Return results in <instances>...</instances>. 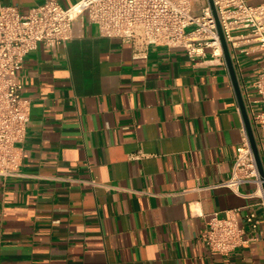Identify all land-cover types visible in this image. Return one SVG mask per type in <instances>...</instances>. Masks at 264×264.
Wrapping results in <instances>:
<instances>
[{
	"label": "crops",
	"instance_id": "1",
	"mask_svg": "<svg viewBox=\"0 0 264 264\" xmlns=\"http://www.w3.org/2000/svg\"><path fill=\"white\" fill-rule=\"evenodd\" d=\"M46 1L0 4L27 14ZM247 33L229 50L248 113L264 51ZM134 55L81 17L65 45L26 57L18 80L31 121L22 175L0 178V264H264V191L219 186L245 125L226 59L163 46ZM254 136L264 171V132ZM216 213L261 224L247 227V245L216 254L203 241Z\"/></svg>",
	"mask_w": 264,
	"mask_h": 264
},
{
	"label": "built area",
	"instance_id": "2",
	"mask_svg": "<svg viewBox=\"0 0 264 264\" xmlns=\"http://www.w3.org/2000/svg\"><path fill=\"white\" fill-rule=\"evenodd\" d=\"M218 21L229 44L236 45L235 32L246 30L264 51V2L213 0ZM85 17L103 37L120 39L135 48V58H146L151 46L184 49L192 61L225 56L217 21L209 0H80L64 7L57 0L23 14L18 6L0 4V178L22 175L23 151L31 121V103L23 95L18 73L25 59L43 44L58 49L73 38L74 24ZM256 99L248 98V115L254 133L264 132V70L253 83ZM256 106H259L257 109ZM145 154L136 153L139 160ZM255 183L264 191L246 125L231 177L219 186L240 194V187ZM264 199V198H263ZM264 207V201H263ZM246 226L233 218L212 215L203 241L216 254L229 255L247 245L252 237L247 227L257 230L256 213L245 216Z\"/></svg>",
	"mask_w": 264,
	"mask_h": 264
},
{
	"label": "water",
	"instance_id": "3",
	"mask_svg": "<svg viewBox=\"0 0 264 264\" xmlns=\"http://www.w3.org/2000/svg\"><path fill=\"white\" fill-rule=\"evenodd\" d=\"M209 1H210V4H211V7L213 9L216 21H217V26H218V31H219L221 43H222L224 56H225V59L227 61V65L229 67V70H230V73H231V76H232V79H233V83H234V86H235V90H236V93H237V96H238V99H239L240 107H241V110H242V113H243V116H244L245 125H246V128H247V132H248V135H249L250 143H251V146H252V149H253V152H254V156H255V159H256V162H257L259 173H260V176L264 179V171H263V167H262V163H261V157H260L259 150H258V147H257V143H256V140H255V136H254V132H253V129H252V125H251V122H250V119H249V116H248V113H247V110H246V106H245V103H244V100H243V97H242L241 89H240V86H239V83H238V80H237L236 72H235V69H234V65H233L231 54H230V50H229V45H228V43H227V41L225 39V36H224L223 31L221 29L220 23L218 21V15H217V12H216V8L214 6V2H213V0H209Z\"/></svg>",
	"mask_w": 264,
	"mask_h": 264
},
{
	"label": "rangeland",
	"instance_id": "4",
	"mask_svg": "<svg viewBox=\"0 0 264 264\" xmlns=\"http://www.w3.org/2000/svg\"><path fill=\"white\" fill-rule=\"evenodd\" d=\"M249 3L252 4V5L260 4V3H254V2H251V1H249Z\"/></svg>",
	"mask_w": 264,
	"mask_h": 264
}]
</instances>
